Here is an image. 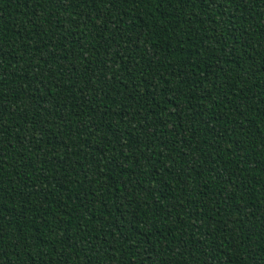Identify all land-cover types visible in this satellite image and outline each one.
Instances as JSON below:
<instances>
[{"label": "trees", "instance_id": "trees-1", "mask_svg": "<svg viewBox=\"0 0 264 264\" xmlns=\"http://www.w3.org/2000/svg\"><path fill=\"white\" fill-rule=\"evenodd\" d=\"M0 264H264V0H0Z\"/></svg>", "mask_w": 264, "mask_h": 264}]
</instances>
